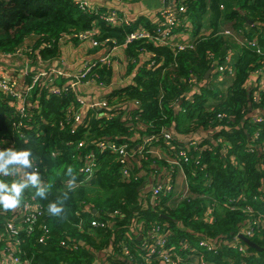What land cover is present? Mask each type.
Returning a JSON list of instances; mask_svg holds the SVG:
<instances>
[{
    "label": "trees",
    "instance_id": "16d2710c",
    "mask_svg": "<svg viewBox=\"0 0 264 264\" xmlns=\"http://www.w3.org/2000/svg\"><path fill=\"white\" fill-rule=\"evenodd\" d=\"M175 2L185 7L183 15L197 37L187 41L192 42L193 48L174 51L169 46L146 40L127 45L124 78L133 72L134 75L127 86L120 85L118 89L111 87L113 66L93 68L88 77L93 79V84L110 87L103 96L109 105L102 110H87L75 132L71 131L73 121L68 119L66 110L72 104L78 105L76 95L64 90L56 96L49 91L55 85L62 88L70 79L57 77L53 84L41 80L29 99L27 118H20L14 99L0 92V142L12 139L17 149L31 148L42 178L53 185L46 200L36 198L44 215L34 232L30 233L27 225H22L19 236L22 259L32 264H93L97 255L107 250L113 263L123 264L124 242L131 252H136L141 243L131 234L138 222L147 231L155 223L167 228L168 246L187 259L193 252L190 248L181 250L182 241L195 249L198 237L230 241L250 219L260 221L249 240L261 247V251L243 241L247 246L244 254L226 245L216 253L199 247L197 250L208 263L264 264V173L259 168L264 163V153L250 151L252 145L264 142V90L259 92L257 103L254 100L257 88L248 85L252 74L262 67V56L241 47L233 65L234 75L221 76L214 71L207 80L205 78L207 72L216 67L215 62L225 65L231 49L230 43L218 34L221 21L250 39L258 38L264 48V0ZM102 14L100 10L82 8L75 0H0V53H16L32 38L34 44L29 57L50 62L59 59L60 45L65 38L80 43L73 37L80 32L99 30L97 41H115L107 44L110 51L114 46H122L127 36L140 27L152 33L161 28L147 17L138 18L130 26L109 24L102 19ZM208 15L213 33L199 37ZM143 52H149V57L140 64L139 56ZM52 68L59 69L49 66L43 70ZM36 74L35 70H30L25 84H30ZM227 76L233 81L225 88ZM126 102L137 104L136 109L128 111V106H122ZM254 110L255 116L263 118L262 123L253 122ZM20 121L24 124L21 130L27 137L25 140L20 139L14 129L13 124ZM163 129L172 135L170 146L165 144ZM257 132L259 136L255 140ZM187 135L198 137L197 145L186 147L180 137ZM150 136H155L157 142L140 155L135 148ZM220 139L230 144L226 153ZM105 141L130 144L137 161L129 179L121 176L123 165L114 154L100 152L98 143ZM80 142L85 143L82 148H78ZM158 147L166 149L167 153L181 149L200 158L198 161L191 158L188 164L180 162L188 180L190 192L187 195L173 199V192L164 193L152 205L150 194L140 187L151 172L159 171L154 165L170 167L165 157L148 151ZM55 150L62 154L53 157ZM92 152L101 168L87 180V174L81 169L86 163L85 155ZM68 167L73 168L78 187L66 202V219L61 220L48 214L47 205L66 189L70 179L66 175ZM176 169L172 173L175 178L181 174ZM142 172L145 176L138 177ZM0 179L10 182L12 178ZM258 196L262 199L257 200ZM246 208H252L253 213H247ZM116 211L118 217L108 216ZM12 213L0 209V230L13 219ZM106 219L111 220L106 228L90 227L92 221L104 223ZM43 225L47 226L49 234L41 243ZM96 232L104 235L100 243L93 238ZM62 241L76 244L77 248H65L61 246ZM4 249L0 243V250Z\"/></svg>",
    "mask_w": 264,
    "mask_h": 264
},
{
    "label": "built area",
    "instance_id": "2783aa9c",
    "mask_svg": "<svg viewBox=\"0 0 264 264\" xmlns=\"http://www.w3.org/2000/svg\"><path fill=\"white\" fill-rule=\"evenodd\" d=\"M81 4L82 8H88V4L85 2H78ZM91 10V9H90ZM93 11V10H92ZM94 12H98L95 10ZM185 13V7L181 4H176L175 0H173V4L171 7H162L157 14V21L156 23L161 26L158 28L155 33L150 32L149 29L140 27L137 30L131 32L124 44L122 46H114L110 51L105 52L100 58L95 60L92 63L85 64L84 67L77 72L75 75L71 76L68 83L64 84L62 88L58 86H51L49 90L52 95L60 96L61 93L66 90L72 92L77 97L78 105H70L66 110V115L68 119L72 120L73 123L71 124V131L75 132L78 125L82 124V120L84 118L85 112L89 109H96L102 110L106 109L109 105L106 101H104L103 96L95 99V100H87L85 96L82 95V87L88 86L93 84L94 81L88 75L92 72L93 68H102V67H111L115 63V58L113 56V51L118 47H126L127 45L135 42L146 40L151 43H155L158 45H166L171 47L174 51H184L189 48H193L192 42H177L175 39V34H173V30L181 25L180 17ZM102 19L109 24H115L120 26H130L133 22L127 16L117 12L112 11L109 13H103L101 15ZM93 30L80 32L78 34L73 35L75 39H77L80 43L90 41L91 44L95 48H108L107 44L109 42L115 43L114 40L109 39L100 43L96 40V36L93 34ZM224 35L234 37L235 40L240 44L241 47H246L254 51L256 54L262 56V67L256 70L252 76L250 81L255 83V86L251 85L250 87L257 88V92L254 95V100L258 103L260 100L259 92L264 90V48L260 45L258 38H248L242 34V32H233L227 30L223 33ZM149 53V52H147ZM230 53L228 52L226 55V62L225 65H218L216 66L215 72L221 74V76H225V74H229V76L234 75L233 66L229 65L230 61ZM49 71L43 70L42 72L37 73L33 81L30 84H25L22 87H19L15 80L9 78L6 75L0 74V92L4 93L6 97H12L14 99V105L16 107V111L20 118H27L28 114V105L29 99L32 95V91L34 88L40 84L43 79L49 84H53L57 77H64V72L60 69L52 68L48 69ZM98 85L104 88L106 87L103 83H99ZM50 87V86H49ZM113 89H118L120 87L119 83L114 82L111 86ZM128 102L124 103V108H127ZM133 104V103H132ZM135 109L137 104H133ZM254 116L253 122L254 123H262L263 118L260 116ZM107 119H111V117H107ZM69 120V121H70ZM14 129L17 130L20 139H27L24 132L21 130L24 126L23 122H15ZM63 128V127H62ZM162 134L164 137L165 144L170 146L172 135L167 130H162ZM259 133H255V140L258 139ZM198 137L194 138L192 142L188 144L189 146L197 145ZM224 145L223 153L227 152L228 144L224 142L223 139L218 140ZM157 142L155 136H150L146 138L141 145H138L137 148L139 149V154L141 155L142 152L149 148ZM72 144V142L70 143ZM84 142H80L78 144V148H82L84 146ZM7 147H15V141L12 139H5L0 142V149H4ZM98 147L101 153L109 152L114 154L117 157V161L120 162L123 166L120 170L121 176L123 179L127 180L131 177L130 171L134 167V163L136 160L135 154L132 149L130 148L129 143H118L113 141H105L98 143ZM162 147H158L150 151L160 158H166L165 161L170 165L169 169L167 168V179L165 181H158L157 177L159 171L157 173L151 172L149 174V178L144 183V189L147 194H150L149 197L156 200L164 193L173 192L174 190V182L175 177L172 173H174L175 168L178 172H180L185 180V191L183 195H187L189 191V185L187 177L184 173L183 166L180 162H184L185 164L190 163L191 158H194L195 161H198L200 158L197 156L188 155L184 150L179 152H170L167 153ZM250 151L256 152L259 151L260 154L264 153V142L252 145ZM62 152L59 150H55L52 153L53 157H57L61 155ZM179 158L182 161H179ZM84 160L86 161L85 166L81 169V172L87 174V180L90 179L94 173H96L100 168L101 164L98 162L97 157L94 152L85 155ZM155 169L158 170V166H153ZM262 173H264V163L259 166ZM40 170V169H39ZM138 177L145 176L144 173L137 174ZM34 190L30 189L25 192L24 199L22 201L21 206L16 210L13 211L12 214L15 216L13 219H9L5 224L4 230H0V243L4 246V250H0V264H32L30 260H24L19 255L20 253V246L22 244L20 236V232L23 230L22 225L26 224L27 229L31 232H34L36 224L44 215L43 207L36 202V199H33ZM257 200L262 199V197L258 196ZM247 213H253L252 208H246ZM119 212L116 211L114 213L108 214L110 218L118 217ZM209 221H212V218L207 217ZM111 223V220H107L104 223H100L98 221H92L90 227L91 228H106ZM141 227V223L138 222L135 227L132 228H139ZM260 221L250 219L245 222L243 227L239 229V231L234 234L233 238L230 241L227 240H212L207 237H198V247L205 250L206 252H218L223 246H229L234 249L239 250L242 254L247 252V246L242 242L240 236H244L245 238L249 239L253 236L254 230L259 227ZM142 228V227H141ZM43 236L40 237L39 241L45 242L47 235L49 234V229L46 225L42 226ZM131 230V231H132ZM142 239L140 240L141 243L138 246L136 252H131L129 247L123 244V255L125 257L126 264H213L208 263L202 256H199V251L195 248H192L188 242L182 241L181 242V250H191L193 254H197L199 256V261L194 262L191 259V255H187V259H183L182 255L179 254L174 248L168 246V237L170 233L168 232L167 228L161 226L158 223L152 225L149 231L143 230ZM61 246L68 248V249H76V244H67L65 241L61 242Z\"/></svg>",
    "mask_w": 264,
    "mask_h": 264
},
{
    "label": "crops",
    "instance_id": "0c3cea01",
    "mask_svg": "<svg viewBox=\"0 0 264 264\" xmlns=\"http://www.w3.org/2000/svg\"><path fill=\"white\" fill-rule=\"evenodd\" d=\"M76 2H85L88 4L89 9L95 11L100 10L103 13H109L112 11H117L125 16H127L132 21L137 20L140 17H147L151 23H156L157 14L162 7H164V0H75ZM225 9V7H224ZM204 22V27L199 33V37L209 36L213 33V29L208 23V18ZM180 27L177 30L175 37L177 42L191 41L194 38H197L194 35L193 28L189 21L186 20L184 15L180 17ZM218 34L223 36L226 41L230 43L231 49L228 52L230 53L229 65L233 66L238 60V54L240 53L241 46L235 40L234 37H229L223 33L227 30L235 32L230 24L226 23L224 20L219 23ZM93 34L97 35L99 30H93ZM95 35V36H96ZM234 38V39H233ZM34 40L32 38L27 39L26 43L13 54L0 53V74L6 75L9 78L18 82V86L22 87L26 82V75L30 70H35V73L46 69L47 67L57 66L60 70L64 72V78L70 79L71 76L79 72L85 64H89L100 58L105 52L106 48H95L90 41L83 43H73L64 39L60 45L61 55L58 60H53L50 62L45 61H35L29 57V54H32ZM113 56L116 57V61L113 65L114 70V82L121 84L122 82L127 81V77L124 78L127 69V58L125 55V47H118L113 51ZM148 53L143 52L139 56L140 64L148 60ZM215 65L218 66L219 62H215ZM212 74L215 69H211ZM134 75V72L128 77L131 78ZM120 78V82L116 79ZM226 87L230 86V83L233 81L232 77H225ZM249 87L251 85L255 86V83L249 82ZM82 95H84L87 100H95L107 94L108 89L104 88L98 84H90L88 86H83ZM135 109V106L132 103L128 104V111ZM253 115H256V110L252 112ZM202 135V134H201ZM195 136H181L180 140L184 142L185 146L188 147V144L191 140H194ZM159 174L157 180L165 181L167 179L168 172L164 167H158ZM185 191V180L182 174H179L174 182L173 190V199H178L179 196ZM152 205H155L154 199L151 198ZM142 228H135L131 231V234L134 238L138 240L142 239ZM93 238L97 243H100L104 235L94 233ZM123 264H126L125 257L122 256ZM93 264H115L111 260L110 252L107 250L105 253L101 252L97 255V258L94 260Z\"/></svg>",
    "mask_w": 264,
    "mask_h": 264
},
{
    "label": "clouds",
    "instance_id": "9594fccd",
    "mask_svg": "<svg viewBox=\"0 0 264 264\" xmlns=\"http://www.w3.org/2000/svg\"><path fill=\"white\" fill-rule=\"evenodd\" d=\"M66 175L70 178L66 189L47 205L48 214L61 220L66 219V202L78 187L72 167L67 168ZM0 177L12 178L10 182L0 179V209L4 212L16 211L22 204L25 192L30 189L34 190L33 199L46 200L53 188L51 182L42 178L31 148L0 149Z\"/></svg>",
    "mask_w": 264,
    "mask_h": 264
},
{
    "label": "water",
    "instance_id": "95a60500",
    "mask_svg": "<svg viewBox=\"0 0 264 264\" xmlns=\"http://www.w3.org/2000/svg\"><path fill=\"white\" fill-rule=\"evenodd\" d=\"M173 4V0H164V7H171ZM249 24L253 25L254 22L253 21H248ZM212 74V70H209L205 76L206 80L210 77V75ZM145 184H143L140 189H144ZM241 240L247 244L250 248L256 249L258 251H261L262 248L259 247L257 244L253 243L252 241H250L249 239L245 238L244 236H240Z\"/></svg>",
    "mask_w": 264,
    "mask_h": 264
},
{
    "label": "rangeland",
    "instance_id": "374dc122",
    "mask_svg": "<svg viewBox=\"0 0 264 264\" xmlns=\"http://www.w3.org/2000/svg\"><path fill=\"white\" fill-rule=\"evenodd\" d=\"M230 38H231V36H229ZM234 39V38H233ZM116 79L120 82V78L119 77H116ZM127 79V81L126 82H122L121 84H119V85H121V87L122 86H127L130 82H131V80H130V78H126ZM16 83H18V82H16ZM19 84V83H18ZM20 86V85H19ZM124 245L126 246V243L124 242ZM197 249H198V247H197ZM192 257H191V259L194 261V262H198L199 261V256L197 255V254H193V255H191Z\"/></svg>",
    "mask_w": 264,
    "mask_h": 264
}]
</instances>
